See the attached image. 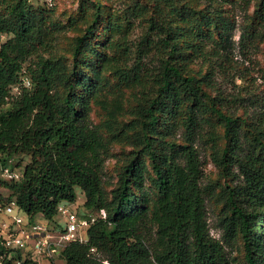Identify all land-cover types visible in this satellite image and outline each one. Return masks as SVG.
I'll use <instances>...</instances> for the list:
<instances>
[{
    "label": "trees",
    "instance_id": "trees-1",
    "mask_svg": "<svg viewBox=\"0 0 264 264\" xmlns=\"http://www.w3.org/2000/svg\"><path fill=\"white\" fill-rule=\"evenodd\" d=\"M77 10L60 22L29 0H0V177L28 159L18 181L0 180L9 203L54 223L59 203L83 194L96 221L60 251L65 264H235L236 244L240 264H264V107L237 114L246 98L217 86L236 76V30L244 54L264 42V0H131L121 10L78 0ZM202 155L232 183L211 182ZM209 202L220 206V240ZM17 261L40 264L0 237V264Z\"/></svg>",
    "mask_w": 264,
    "mask_h": 264
},
{
    "label": "rangeland",
    "instance_id": "rangeland-1",
    "mask_svg": "<svg viewBox=\"0 0 264 264\" xmlns=\"http://www.w3.org/2000/svg\"><path fill=\"white\" fill-rule=\"evenodd\" d=\"M33 7L35 8H44L53 13V17L60 22H65L69 16L75 15L78 12V0H29ZM107 4L111 5L114 10L124 9L131 0H104ZM253 12V8L249 9V15ZM237 22L242 26V17L241 14L237 15ZM102 26V25H101ZM82 30V26H79L76 31H68L65 34L64 39L60 42L58 51L60 54L67 56V51L69 49V44L73 36L79 34ZM96 42H99L102 39V30L97 33ZM240 30L234 32V39L236 41V49L233 52V62L236 72L235 78H232L230 81H225L221 78L218 79L217 86L221 88L224 96L233 98L237 96L238 98H246L242 103L241 109L235 110L237 114L245 111L248 113L247 116L252 115L255 112L262 110L264 107V42L257 44V47L253 51H246L245 54L240 52L241 50L237 47V41L239 38ZM2 41L6 39V36H3ZM110 84L113 86L114 83L110 80ZM107 90H112L111 86L106 87V91L103 94L107 93ZM15 91H12L14 94ZM254 101V103H252ZM239 106V105H237ZM243 110V111H242ZM264 110V109H263ZM90 118L93 123L100 124L102 121V114L100 111L93 107ZM219 132L222 133V130L219 129ZM128 149H122L119 147H112L111 152L114 156L118 155L121 151H126ZM202 169L204 175L218 186H223L226 182L232 183L231 180H224L220 177L218 170L214 167L212 162L208 159L207 156L202 155ZM18 160L14 159L10 162V169L14 172H20L23 169V166L28 162V159L25 158L21 160V166H17ZM118 171V164L115 158H108L105 162V172H106V181L115 182L116 174ZM1 181L10 182L8 179H3L0 177ZM109 190V187H105ZM219 188V187H218ZM9 190L2 185H0V232L3 231L5 235L13 230V226H9L10 219L4 212V208L9 204ZM84 197L83 194L76 190V200L73 203V207L76 210L84 211L83 208ZM220 206L216 205L214 202H209L206 204V219L207 225L209 228V234L215 239H221V229L218 226ZM35 221L44 222L43 218L40 216L34 217ZM55 220L62 223V218L57 215ZM54 220V221H55ZM47 226L53 224V222H47ZM9 229V230H8ZM231 258H235V264H240L242 262V253L239 245H235L232 249L228 250ZM50 261L40 259V264H65V262L60 259L58 256H53L50 258Z\"/></svg>",
    "mask_w": 264,
    "mask_h": 264
},
{
    "label": "built area",
    "instance_id": "built-area-1",
    "mask_svg": "<svg viewBox=\"0 0 264 264\" xmlns=\"http://www.w3.org/2000/svg\"><path fill=\"white\" fill-rule=\"evenodd\" d=\"M1 177L18 181L21 173L6 167L2 170ZM3 210L10 219L9 226H13V230L6 235L3 231L0 232L4 247L11 252L20 251L22 257L29 253L31 258L39 260L58 256L70 242H84L86 229L96 221V215L78 211L73 207V203L67 202L57 206V215L62 218V223L56 220L49 226L46 225L47 221L40 222L28 218L13 201ZM98 217L105 218V212L100 210ZM16 264L21 263L17 261Z\"/></svg>",
    "mask_w": 264,
    "mask_h": 264
},
{
    "label": "crops",
    "instance_id": "crops-1",
    "mask_svg": "<svg viewBox=\"0 0 264 264\" xmlns=\"http://www.w3.org/2000/svg\"><path fill=\"white\" fill-rule=\"evenodd\" d=\"M41 217V216H40ZM42 218V217H41Z\"/></svg>",
    "mask_w": 264,
    "mask_h": 264
}]
</instances>
